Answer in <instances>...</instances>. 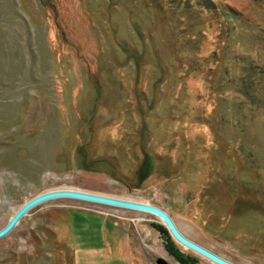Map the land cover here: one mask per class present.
I'll use <instances>...</instances> for the list:
<instances>
[{"label": "rangeland", "instance_id": "1", "mask_svg": "<svg viewBox=\"0 0 264 264\" xmlns=\"http://www.w3.org/2000/svg\"><path fill=\"white\" fill-rule=\"evenodd\" d=\"M60 189L150 203L264 264V0H0V230ZM167 246L216 264L156 215L60 199L0 264H184Z\"/></svg>", "mask_w": 264, "mask_h": 264}, {"label": "water", "instance_id": "2", "mask_svg": "<svg viewBox=\"0 0 264 264\" xmlns=\"http://www.w3.org/2000/svg\"><path fill=\"white\" fill-rule=\"evenodd\" d=\"M76 200L97 205H103L108 207L120 208L129 211H135L145 214H152L158 216L163 220L170 233L174 238L185 247L199 253L207 259L215 262L216 264H234L217 254L211 252L205 247L197 244L196 242L187 238L177 227L172 217L163 209L151 205L150 203L137 202L133 200H127L122 198L110 197L90 192H84L73 189H60L53 190L43 194H40L31 200L25 202L11 217L8 224L0 230V239L9 235L33 209L36 207L55 200ZM157 264H169L164 258H158Z\"/></svg>", "mask_w": 264, "mask_h": 264}, {"label": "trees", "instance_id": "3", "mask_svg": "<svg viewBox=\"0 0 264 264\" xmlns=\"http://www.w3.org/2000/svg\"><path fill=\"white\" fill-rule=\"evenodd\" d=\"M166 232V231H165ZM168 247V251L175 257L177 258L179 261L183 262L184 264H189L188 262H186L180 252L179 249L177 248H171L170 246H167ZM191 261V260H190Z\"/></svg>", "mask_w": 264, "mask_h": 264}, {"label": "bare ground", "instance_id": "4", "mask_svg": "<svg viewBox=\"0 0 264 264\" xmlns=\"http://www.w3.org/2000/svg\"><path fill=\"white\" fill-rule=\"evenodd\" d=\"M60 200V199H59Z\"/></svg>", "mask_w": 264, "mask_h": 264}]
</instances>
